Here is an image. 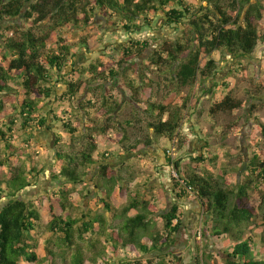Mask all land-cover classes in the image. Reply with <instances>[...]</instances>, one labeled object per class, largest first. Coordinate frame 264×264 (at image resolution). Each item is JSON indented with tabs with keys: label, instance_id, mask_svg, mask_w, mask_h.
<instances>
[{
	"label": "trees",
	"instance_id": "1",
	"mask_svg": "<svg viewBox=\"0 0 264 264\" xmlns=\"http://www.w3.org/2000/svg\"><path fill=\"white\" fill-rule=\"evenodd\" d=\"M97 16L127 35L152 29L162 19L179 36L155 51L148 41L130 39L116 58L103 59V49L102 57L93 55L89 64L77 67L76 47L66 34L92 28ZM261 43L264 0H0V146L4 149L0 158L10 167L0 177V202L7 200L0 208V264H55L52 246L64 253L74 251L72 264H85L86 243L93 251L88 259L92 263L102 259L106 264H185L183 256L163 253L175 244L183 226L179 204L162 209L141 190L131 191L123 171L115 173L109 164L117 155L111 148L101 152V144L108 138L127 155L154 146V138L148 136L132 142L129 130L142 122L144 114L156 138H165L182 151L189 139L176 142L187 125L191 100L200 99L179 95L181 89L196 88L217 77L220 67L214 53L227 51L236 59L249 60ZM89 46L86 39L80 43L81 51ZM149 51L140 66L138 58ZM152 66L166 74L162 82L148 77ZM68 68L72 70L67 72ZM162 83L167 93L159 100ZM222 86L230 89L225 82ZM59 88L57 102L72 105L77 101L78 106L75 111L44 114L45 103ZM244 103L229 91L213 101L210 115L235 113ZM123 105L134 107L133 118L122 119ZM256 109L253 105V112ZM52 125L60 131H53ZM44 127L56 136L59 170L53 178L62 183L47 206L42 199L28 202L18 197L42 172L35 159H28L29 168L26 163L12 165L15 158L27 156L16 147L17 133L28 135L23 140L29 147ZM261 129L264 135V125ZM110 134H116V139H110ZM206 150L193 158L194 169L188 162L187 170L166 150L168 165L177 174L172 179L175 197L199 203L204 234L225 246L224 264H264V243L248 233L260 211L263 218L257 228L264 232V193L259 206L252 197V192L264 188V157L258 153L250 158L243 179L227 187L215 173L203 169L213 160ZM95 165L98 175L91 182L102 212L94 213L74 195L78 186H88V172ZM123 195L130 200L120 209L114 199ZM133 211H137L134 216ZM157 218L161 229L155 224ZM45 234L47 245H42L39 238ZM197 250L194 264H218L217 260L206 262L201 245ZM124 252L127 255L121 257Z\"/></svg>",
	"mask_w": 264,
	"mask_h": 264
},
{
	"label": "rangeland",
	"instance_id": "2",
	"mask_svg": "<svg viewBox=\"0 0 264 264\" xmlns=\"http://www.w3.org/2000/svg\"><path fill=\"white\" fill-rule=\"evenodd\" d=\"M11 22V21H9ZM14 22V20H12ZM68 40L76 47L75 64L77 67L87 65L90 61L97 57L105 56L103 59L110 61L111 58L117 57V52L122 50V46L129 42L130 39L138 41H148L152 44L151 51H155L165 41H171L179 36L176 29L165 24V21L159 19L152 29L139 30L136 33L127 35L124 30L112 28L101 17L97 16L95 25L85 31L80 32H67ZM86 39L91 46L87 50L80 49V43ZM104 49V50H103ZM112 49L114 53H112ZM90 52H89V51ZM150 51L143 54L138 58V64L141 66L146 61ZM214 57L219 63V73L216 78L210 79L207 82L201 83L196 88L185 87L181 89L179 95L197 97L200 100L192 99L191 109L187 112L185 129L182 131V137L176 143H185L186 139L189 142L182 151L174 148L172 142L165 138H156L149 130L148 119L142 114V122H135L134 128L130 129L132 142L145 137L154 138V146L139 151L135 155H127L120 146L110 143L108 138L101 144V152L110 150L114 155L109 160L112 170L116 173L122 170L125 179L131 183V191L141 190L144 192L145 197L152 204L167 209L173 206L175 202L179 204L183 212V226L177 235L174 245L163 249V253H173L185 258V264H194L195 257L198 254L197 246L201 245L205 254L206 262L210 263L218 261V264H224L223 249L221 242L206 236L203 232L204 222L202 220V213L200 205L193 199L180 202L173 194L174 188L172 179L175 176L172 168L168 165L166 160V150L170 151V156L182 162L184 169H189L188 162L192 169L195 168L196 162L193 158L198 157L200 153L206 148L207 156L213 158L206 164H203V169L208 168L215 173V177L219 178L228 187H233L243 176L247 173V163L255 154H260L264 157V135L262 133L261 125H264V44L261 43L255 51L252 59L246 60L244 58L236 59L227 51H220L214 53ZM119 59V58H118ZM72 68L66 71L70 72ZM147 70V69H145ZM148 77L152 78L155 82L163 81L166 74L157 72L155 68L147 70ZM225 82L230 86L226 89L222 86ZM62 87V86H61ZM62 88L55 89L56 93L53 95L49 103H45L43 113H50L55 110L59 113L65 110L75 111L74 108L78 106L77 101L74 104L57 102L56 100L61 95ZM229 91L233 92L238 100H242L245 106L235 113H221L218 116L212 117L210 115V108L213 101L223 98ZM167 93L165 86L162 83L161 94L159 100ZM178 95V96H179ZM126 100L129 99L126 98ZM83 101V100H82ZM132 104V103H131ZM255 105L257 109L255 112L252 106ZM134 107L131 105H123L121 116L122 119L133 118ZM13 118H9L12 121ZM20 125L16 126L18 132ZM53 131H60L52 125ZM81 131L83 128H80ZM110 139H116V134H110ZM28 138L24 132L17 133L16 147L21 148L27 152V156L19 161L15 158L12 165L17 166L22 163L31 167L28 159L33 157L37 163V169H42L41 174L35 180H32V186L19 194V198L26 201L35 199H42L45 206L48 205V198L53 192L58 190L62 184L54 180V174L59 170V163L57 161L56 146L54 135L49 128L44 127L36 132L35 137L32 138L29 147L26 146L24 140ZM24 139V140H23ZM64 141H68V136L64 135ZM185 145V144H184ZM0 149L4 151L3 146ZM2 157L3 152H2ZM99 159L100 155H96ZM4 158H0V177L6 175L10 169L6 165ZM98 175V165H95L87 176L88 186H78L74 197L80 199L87 210L92 212H102L97 206V190L91 182L94 177ZM221 175V176H220ZM262 190L252 192L254 203L259 206L261 203ZM87 195V198L82 199ZM121 196V195H120ZM114 199V202L120 207L127 205L130 200L128 196ZM98 197H102L98 194ZM7 200L0 202V208L6 203ZM45 211V210H44ZM43 211V213H45ZM137 214L133 211L132 215ZM263 214L260 211L256 219V223L248 228V233L259 244L264 242V232L258 230L257 224L261 222ZM118 222H116L117 224ZM157 228L163 227L162 222L157 218L155 220ZM47 234L39 238L42 245H47ZM89 242V240L87 241ZM226 241L224 240L223 243ZM52 249L56 252L55 264H72L74 251H67L60 248ZM84 252L86 254L85 264H106L107 261L99 260L96 263L89 262L88 259L93 255V251L89 249L88 243L84 245ZM42 254V252H40ZM127 254L122 253L121 257ZM156 256L158 254H155ZM211 255L213 257L211 258ZM49 264V263H46Z\"/></svg>",
	"mask_w": 264,
	"mask_h": 264
},
{
	"label": "crops",
	"instance_id": "3",
	"mask_svg": "<svg viewBox=\"0 0 264 264\" xmlns=\"http://www.w3.org/2000/svg\"><path fill=\"white\" fill-rule=\"evenodd\" d=\"M169 151V150H168ZM174 194V193H173ZM97 200H98V198H97ZM182 209V208H181ZM131 215H132V213H131ZM136 215V214H135ZM132 216H134V215H132Z\"/></svg>",
	"mask_w": 264,
	"mask_h": 264
},
{
	"label": "built area",
	"instance_id": "4",
	"mask_svg": "<svg viewBox=\"0 0 264 264\" xmlns=\"http://www.w3.org/2000/svg\"><path fill=\"white\" fill-rule=\"evenodd\" d=\"M175 174V176L177 177V174L176 173H174Z\"/></svg>",
	"mask_w": 264,
	"mask_h": 264
}]
</instances>
